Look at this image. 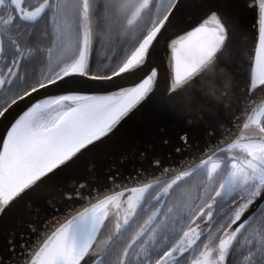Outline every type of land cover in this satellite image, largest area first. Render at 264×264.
I'll return each mask as SVG.
<instances>
[{
  "label": "snow or ice",
  "instance_id": "snow-or-ice-1",
  "mask_svg": "<svg viewBox=\"0 0 264 264\" xmlns=\"http://www.w3.org/2000/svg\"><path fill=\"white\" fill-rule=\"evenodd\" d=\"M0 264H264V0H0Z\"/></svg>",
  "mask_w": 264,
  "mask_h": 264
}]
</instances>
